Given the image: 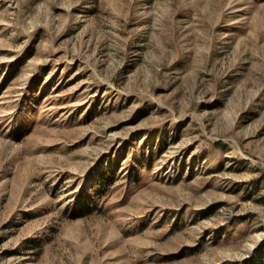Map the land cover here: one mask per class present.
<instances>
[{
  "label": "rangeland",
  "instance_id": "obj_1",
  "mask_svg": "<svg viewBox=\"0 0 264 264\" xmlns=\"http://www.w3.org/2000/svg\"><path fill=\"white\" fill-rule=\"evenodd\" d=\"M263 240L264 0H0V264Z\"/></svg>",
  "mask_w": 264,
  "mask_h": 264
},
{
  "label": "trees",
  "instance_id": "obj_2",
  "mask_svg": "<svg viewBox=\"0 0 264 264\" xmlns=\"http://www.w3.org/2000/svg\"><path fill=\"white\" fill-rule=\"evenodd\" d=\"M244 264H264V240L255 248L254 254Z\"/></svg>",
  "mask_w": 264,
  "mask_h": 264
}]
</instances>
